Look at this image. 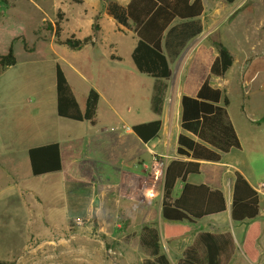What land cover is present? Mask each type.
Here are the masks:
<instances>
[{"label":"rangeland","instance_id":"374dc122","mask_svg":"<svg viewBox=\"0 0 264 264\" xmlns=\"http://www.w3.org/2000/svg\"><path fill=\"white\" fill-rule=\"evenodd\" d=\"M111 1L97 0V11L100 14L104 12ZM116 1L126 3V0ZM204 1L205 32L195 42H189L193 44L185 50L182 58L175 59L172 80L178 79L188 69L189 63L186 62L191 54L198 51L201 41L211 45V39L220 38L234 53L236 65L243 64L247 58V88L242 87L244 78L239 77L234 67L228 70L225 77L213 82L223 85L229 98L228 111L240 130L243 142V148L233 149L228 158H245L241 166H245L249 177L255 175L254 180L259 183L264 180V0H236L233 3ZM90 5V2L76 3L73 0H8L6 5L0 3V53H7L13 46L17 59L14 65L0 70V165L9 160V152L15 149L23 160L29 162L24 150L45 138L42 129H55L60 136L62 121H71L57 114L56 63L62 66L77 89L80 87L82 92L77 91L79 96L91 86L100 91L102 100L97 111L96 127H110L121 115L129 122L149 120L154 116L149 109L150 102L153 111L155 105L161 106L164 102L166 79H157V86L150 97L152 83L156 79L138 72L133 63L131 52L136 36L131 29L119 23L118 31L108 33L109 40H103L101 24L106 31L111 25L104 17L100 21L99 14L92 16L88 11ZM57 23L61 28L60 41L72 36H91V41L78 54L79 60L77 55L69 54L78 50L55 42ZM111 42L116 44L117 49ZM214 51L215 48L210 58ZM71 60L81 69L86 80L72 69ZM205 72L206 69L203 74ZM155 95L158 97L156 101ZM245 98L247 107L244 108ZM167 111L171 128L165 134V145L172 155L175 154L179 131V111L170 102ZM53 130L46 138L52 136ZM85 152L87 154L88 151ZM88 155L91 157L89 152ZM163 158L170 159L167 155ZM208 170L209 166H205L201 176L191 177L204 178ZM97 172L111 175L104 169ZM2 173L0 169V259L13 260L16 264H145L146 259L151 257L140 243V234L145 224H154L162 229V195L158 189L162 183L154 185L153 193H146L149 202L146 198L135 203L121 202L133 214L126 221L120 213L118 217L115 199L113 202L109 200L112 195L118 194L119 189L106 186L108 198L98 203L96 219H71L68 226L56 227L58 237L47 242L41 241L50 229L46 220L33 221V226H29V219L26 221L13 201L2 200L6 187ZM39 188L45 191V186ZM51 202L47 196L45 209L51 210ZM215 217L224 222L225 214L197 220L191 224V233L206 230ZM189 240L186 238L170 246L162 240L170 264H177L176 257L181 253L174 252ZM231 264H247V256L235 253Z\"/></svg>","mask_w":264,"mask_h":264},{"label":"trees","instance_id":"16d2710c","mask_svg":"<svg viewBox=\"0 0 264 264\" xmlns=\"http://www.w3.org/2000/svg\"><path fill=\"white\" fill-rule=\"evenodd\" d=\"M82 3L83 0H73ZM233 3L236 0H225ZM8 4V0H0ZM203 0H129L127 5L109 2L108 12L120 23L129 26L132 22L137 43L131 57L137 70L157 79H169L172 75L170 61L163 46L164 34L177 19H193L203 13ZM60 25L56 27V42L73 49H80L91 41V36H74L59 40ZM202 30L197 20L173 25L166 35L168 52L176 56L187 40ZM217 50L209 76L202 82L196 95L183 94L181 98V127L177 139V154L182 158H171L167 162L163 183L161 216L162 229L154 224H145L140 234V243L151 257L145 264H170V258L162 250V239L170 243L190 232V223L204 216L225 211L227 197L222 189L206 183H193L190 174L201 171L203 160L220 162L223 154L241 148V140L230 118L229 98L225 91L211 82V76H224L234 62L229 48L219 40L213 42ZM17 62L13 46L7 53H0V70ZM57 113L60 117L96 123L100 93L91 87L81 108L72 84L59 63L55 66ZM157 86V85H156ZM156 88V87H155ZM155 101L158 97L154 96ZM157 114L162 105H155ZM162 118L141 122L132 126L133 131L144 141L156 138L162 128ZM32 172L41 175L62 169V153L58 142L32 146L28 150ZM182 182L179 193H175L178 182ZM233 220L254 219L245 234L242 248L245 255L256 261L259 257L257 240L261 225L255 220L260 211V193L245 176L237 171L231 199ZM93 218L96 219V213ZM234 239L230 232L201 231L194 243L176 257L177 264H228L233 256ZM0 264H16L13 260L0 259Z\"/></svg>","mask_w":264,"mask_h":264},{"label":"crops","instance_id":"0c3cea01","mask_svg":"<svg viewBox=\"0 0 264 264\" xmlns=\"http://www.w3.org/2000/svg\"><path fill=\"white\" fill-rule=\"evenodd\" d=\"M128 1L129 0H126L125 4L120 3L118 1L116 2H118L121 5H127ZM87 2L91 3L88 11L92 16H94L95 14H99L100 21L103 20L104 17L105 19L108 20V23H110L111 27L108 31H106L103 28L102 24L100 31L101 38L103 40L105 39L109 40L107 37L108 33L118 31L120 27L119 25L120 22L108 12L109 3L107 5V9L100 14L96 8L97 0H83V3H87ZM203 4H204V10L200 16L188 20L177 18L171 23V25L165 31L163 46L170 61V65L172 68V75L169 79H166L167 95L164 99V102L162 103V113L160 115L157 114L155 111H153L152 102H150L149 109L151 110L154 116L149 120L129 122L124 118L123 115H121L119 116V120L110 127L109 126L96 127L97 122L95 124H92L89 121H77L67 118L68 120L71 121H62L63 132L61 133L60 136H57L58 132L55 129L54 130L42 129L43 131L42 134H44L45 138H42V140L38 144L32 146L58 142L60 144L61 153H62V169L59 171L48 172L41 175H34L32 172L30 159L29 162L26 159L23 160V157L21 155H18V151L16 149L13 151L11 150L9 152L10 156L8 161H6L4 164L1 163L0 169L1 171H3L2 174L4 175L5 178L4 185H6V187L4 188L5 195L2 198V200L5 202L13 201V204L14 203L16 204V209H19L20 214H22V216L26 219V221L29 219L27 223V225L29 226H33V221H39V220L41 222H43V220L47 221V224L50 227V229L46 231L47 232L46 237H43L41 241H47V242L54 241L59 235V231L58 229H56V227H59L60 225H64V227L68 226L71 219H75L77 217H83L90 220L93 218L94 213L98 215V210H99L98 203L108 198L106 197L107 189L105 188L108 185L114 186L119 189L118 194L112 195L109 200L113 202V200L115 199L117 206V215L119 217V213H120L121 218L125 219L126 221V219L131 218L133 214L131 211L125 209L124 206L121 204V202L129 201L135 203L145 200L147 189L150 188L152 185H154L153 180L150 176V172L146 166L147 163L151 161L152 157L156 154H161L165 156L167 155L170 159L182 158L177 154V146H178L177 139L179 133L182 131L181 98L183 94L196 95L200 85L210 74V68L214 58L217 55V50L213 45V43L211 45H207L206 43L203 44V41H201L197 48L198 51H196L194 55L191 54L187 60L188 62H186L189 63L188 69L185 72H183V74H181L178 79L174 81L172 80L174 74L173 65L175 59L182 58L185 50L188 49L190 45L193 44V42H195L198 38H200L202 34L205 32L206 25L204 23V13H205L204 0H203ZM191 20L199 21V23L202 25L201 32L189 38L185 46H183V48L181 49L178 55L176 56L171 55L166 47V35L169 28L173 25ZM129 23L130 25L127 27L130 28L131 29L130 31H132L133 34L136 36V42H135L136 45L138 38L133 29L132 22ZM77 30L79 31V28H77ZM192 40L193 42L190 44L189 42ZM215 40L222 41L220 40V38L211 39L212 42H214ZM110 44H113L117 49V46L114 42H111ZM84 47H86V45H84L80 49H74V50H78L79 52L73 54L74 52L70 51L69 54L77 55V59L79 60L78 54ZM214 48H215L214 51L215 53L210 58V54L212 55V50H214ZM71 49L73 50V48ZM65 50L67 51V49ZM206 53L208 54L206 55ZM231 53L234 56V53L232 51ZM71 61L72 62H70V64L72 66V69L77 71L79 77L82 78L83 76H85L80 71L81 69L74 65L75 64L74 60ZM231 67L235 68V71L238 72L237 74H239L240 78H244V80H242L243 82L242 87L247 88V58L244 60L243 64L236 65V59L234 56V62ZM205 69L206 72L205 74H203ZM241 72H243V74ZM225 75L211 76L212 84L221 87L224 91L225 89L223 85L221 83L220 84L215 83L213 82V80L217 81L219 79H222V77H225ZM68 80L73 86L80 107L84 108L86 95L90 90V88L94 86H91L88 90H85L87 89L85 88L84 89L85 91L80 94L81 96H79L77 91L82 92L80 87L77 89L76 85L73 84L69 78ZM156 82L157 80H154L152 83L150 97L153 95ZM245 94L247 95V89L245 90ZM101 100H102V95L100 93L99 104ZM169 102L170 104L172 103L174 108L178 109L179 111V123H178L179 131L175 141L176 142L175 154L172 155L169 154L168 146L165 145V141H166L165 134L171 128V126L168 125V122L170 121L167 111V106ZM99 104H98V109H99ZM245 107H247V98H245L244 108ZM159 117L162 118L163 121L161 131L156 138L150 140L149 142H144L132 129V126L135 124L150 121ZM232 122L239 135L240 134L239 128L237 127L236 123H234L233 120ZM124 125L129 126L130 129H126ZM244 126H247V124H245ZM51 130H53L52 136L46 138L48 134H51L50 133ZM240 140H241L240 149H242L243 148L242 138H240ZM32 146H27V148L24 151L27 152L28 154V150ZM86 150L90 153L91 157L88 155V152L86 154L85 152ZM232 150L227 153H224L223 158L220 162L203 160L201 164V171L197 174H190L188 176V180L190 182L206 183L212 187L222 189L227 197V208L225 211L204 216L202 218L196 219L195 222H197V220L203 219L208 216H214V215L219 216L221 214H225L224 222L221 219L215 217L214 220L209 222V225L206 227V230H201V231H211L216 233L230 232L232 234L234 239V247H233L234 254L232 256L231 261L228 264L233 263L235 253L240 252L245 254L242 248V244L244 241L245 234L248 230V227L254 221V219L235 221L232 218L231 199H232L233 185L235 181V173L237 171L241 172L245 176V178L250 182V184L256 189L258 184L260 183V182L259 183L255 182L254 180L255 175L249 177V175L247 174V170L245 169V166H241L243 161L246 160L245 158L244 159L228 158V155L232 152ZM26 162H28L27 165ZM205 166H209V170L204 178L193 179L191 177L192 175L201 176ZM100 169L101 170L104 169V171H106L105 173L111 172V175H107V174L105 176L100 175L97 172L100 171ZM37 186L39 187L45 186V191ZM181 187H182V182L179 181L176 186L175 193H179ZM158 189L160 190L162 195L163 185L161 187L159 186ZM43 192L46 193V196L45 194L43 195ZM258 192L260 193V211L255 220H258L261 225L260 236L257 240L259 257L254 262L247 257V264H264V191L262 192L258 191ZM47 196L49 197L50 201H52L50 203L51 210L45 209L44 202H46ZM146 199L149 202L150 198L147 197ZM38 205L41 207H38ZM161 208H162V197L160 202V213H161ZM55 209H59L61 212L60 211H59L60 213L56 212L54 211ZM122 222H124V220ZM163 224H164V220L162 218V226ZM191 224L193 223L189 224L191 227L190 229H192ZM201 231L191 233L190 230V232L186 234V236L174 240L170 243L166 242L164 238L163 239L165 243L168 244V246H170L175 242H179L183 239L190 238L189 242H187L184 247L174 252V253H183L185 248H187L189 245L194 243L198 233ZM28 233H26V236H28ZM42 235L43 234H41L40 236ZM162 250H163V245H162ZM163 252L168 253V251L166 250H163Z\"/></svg>","mask_w":264,"mask_h":264},{"label":"built area","instance_id":"2783aa9c","mask_svg":"<svg viewBox=\"0 0 264 264\" xmlns=\"http://www.w3.org/2000/svg\"><path fill=\"white\" fill-rule=\"evenodd\" d=\"M126 129H130L129 126L124 125ZM166 157L165 155H163ZM162 157H158L157 155H154L149 163H147V168L150 172V176L153 180L154 185H157L159 183H164L165 178V172H166V166H167V160H165ZM152 185L150 188L147 189V193H153L151 191H154L155 186ZM257 190L262 192L264 191V181L260 182L257 186ZM151 196H155L154 194H151ZM81 223V221H79Z\"/></svg>","mask_w":264,"mask_h":264}]
</instances>
